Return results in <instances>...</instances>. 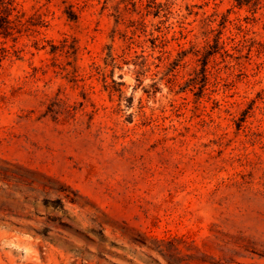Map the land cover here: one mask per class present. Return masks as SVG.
<instances>
[{
	"label": "rangeland",
	"instance_id": "1",
	"mask_svg": "<svg viewBox=\"0 0 264 264\" xmlns=\"http://www.w3.org/2000/svg\"><path fill=\"white\" fill-rule=\"evenodd\" d=\"M16 1L45 26L0 38V264H264V0H155L134 34L144 0ZM203 14L224 50L169 73Z\"/></svg>",
	"mask_w": 264,
	"mask_h": 264
},
{
	"label": "trees",
	"instance_id": "2",
	"mask_svg": "<svg viewBox=\"0 0 264 264\" xmlns=\"http://www.w3.org/2000/svg\"><path fill=\"white\" fill-rule=\"evenodd\" d=\"M146 3H140V11L141 13L140 19L137 21H129L133 27L140 26L145 27V23L143 17L152 15L156 18H166L164 21L161 20L160 23H164L169 15V7L165 4L155 3V0H144ZM235 5L238 7L249 6L252 5L254 8H258L261 5L262 0H233ZM122 3V1L120 2ZM113 6L115 17L117 21L122 19L123 12L130 11L128 5L132 7L131 11H136L137 2L130 1L128 4H123L122 8H120L119 4ZM154 4V6H150L149 4ZM103 9L107 8V3H104L102 6ZM73 6L68 4L66 6L65 14L69 21H76L78 19L77 14L72 10ZM191 14V10L189 7H186ZM154 9V10H153ZM197 15V13H194ZM215 24V26H213ZM45 26V22L39 14H31L27 15L24 11L19 9L18 3L16 0H0V38L7 39L11 38L13 41H16L18 38L23 35L32 36L37 33V29L39 27ZM224 25L221 22H216L212 15H204L200 19V31L198 35H195L196 39H200V46L192 45L189 50L180 49L176 56L170 60L167 64L168 72L173 73L176 69L175 67H186L187 61L185 62V58L190 53L194 58L193 62L196 64L195 67L192 68V73L200 72L202 76L207 79V63L210 58L215 53L224 50V42L221 41V34ZM135 29L132 31V34L135 33ZM155 40V39H153ZM232 41H234L231 38ZM50 45V54L52 55V63L58 66L57 56H65L66 65H71L70 58L75 61L76 54L78 48L76 47V43L74 40H68L67 38L62 39L58 45H54L51 41L47 42ZM35 49H37L36 41L33 42ZM237 45V43H236ZM214 49V50H213ZM21 51V50H19ZM190 51V52H189ZM225 52V51H224ZM125 53H123L124 55ZM123 55L118 57H123ZM115 57L111 50H108L106 56L102 59L104 65L106 67H111L113 70L117 64V58ZM141 59L142 62L139 65L134 62V65L140 66L142 68L145 64V58L142 55H135V59ZM168 60V59H167ZM61 64V63H59ZM74 69V68H73ZM72 74H77L76 68L72 70ZM113 75V71H112ZM173 75V74H172ZM75 76V75H74ZM112 77V76H110ZM114 83V80H112Z\"/></svg>",
	"mask_w": 264,
	"mask_h": 264
}]
</instances>
